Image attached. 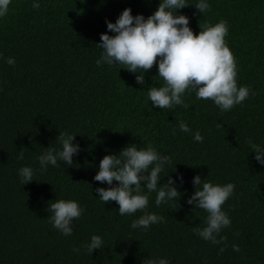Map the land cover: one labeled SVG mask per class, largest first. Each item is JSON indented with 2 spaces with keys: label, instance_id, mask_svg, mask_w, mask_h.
<instances>
[{
  "label": "trees",
  "instance_id": "trees-1",
  "mask_svg": "<svg viewBox=\"0 0 264 264\" xmlns=\"http://www.w3.org/2000/svg\"><path fill=\"white\" fill-rule=\"evenodd\" d=\"M159 2L39 0L40 7L33 8L31 0H10L0 17V264H141L149 255L166 257L169 264H264V165L247 144L251 138L264 145V0H209L204 14L194 5L180 10L194 34L206 23L227 21L225 42L235 59L237 85L250 87L249 96L227 111L187 90V107L161 109L147 98L150 85L163 83L155 63L143 84L124 65L95 63L100 33L113 34L106 19L114 22L125 7L147 17ZM9 56L15 64L6 63ZM179 120L192 132H181ZM196 130L202 142L193 140ZM59 131L76 134L80 151L73 165L58 161L40 171L35 158L43 147H59ZM149 142L171 158L161 175H181L183 183L177 182L180 199L168 204L157 206L150 194L147 211L164 220L143 231L130 227L141 211L120 215L115 201L99 200L96 187L108 185L93 176L105 154ZM21 148L24 159L18 160ZM23 165L36 169L34 180L24 185L17 175ZM197 173L214 183H234L222 205L231 224L221 230L226 236L221 244L192 230L206 215L187 204ZM56 198L75 199L84 209L71 235L49 222L47 204ZM93 233L105 246L90 254L81 244Z\"/></svg>",
  "mask_w": 264,
  "mask_h": 264
},
{
  "label": "clouds",
  "instance_id": "clouds-1",
  "mask_svg": "<svg viewBox=\"0 0 264 264\" xmlns=\"http://www.w3.org/2000/svg\"><path fill=\"white\" fill-rule=\"evenodd\" d=\"M10 0H0V17L6 15ZM194 5L199 13L204 14L210 8L209 0H160L157 8L145 17L142 13L133 15L130 7H125L115 21L106 19V27L110 30L100 33V41L96 46L101 49L95 63L99 66L106 63L110 66L124 65L135 74L138 84L145 81V73L155 63L157 75L162 79L160 86H149L147 98L153 106L171 108L175 105L187 107L183 94L194 92L196 99H211L221 111L230 110L234 105L242 103L250 94V87L237 85L236 63L229 46L225 42L228 32L227 21L220 19L215 24H204L194 34L189 25V17L181 9ZM33 8H39V0H31ZM196 15V12L193 13ZM6 63L15 64L14 57H6ZM255 95V92H251ZM181 132H192L184 120L177 122ZM217 124V127H220ZM76 134L59 131L55 138L59 147H43L36 156L39 170L46 171L48 166H59L58 161L67 166L73 165V156L80 151V144L74 143ZM193 140L203 141L199 130L192 133ZM254 159L264 165V145L247 141ZM16 158L24 159L23 148L18 150ZM171 163L168 154L159 152L150 142L143 147L129 143L118 153L109 152L100 160L93 180L106 183L108 187H96L99 200L105 204L115 201L120 215L133 214L138 210L141 215L131 220L132 229L146 231L151 224L163 222L164 217L147 211L149 196L155 193L157 206L168 204L181 197L182 192L177 182L183 183V176L161 175ZM36 169L31 165H23L17 169L22 185L34 180ZM167 176L163 183L162 177ZM194 191L187 197V204L193 210L203 209L206 215L202 225L193 226L192 230L200 238L212 244H221L226 236L220 235L223 228L231 224V218L222 208L224 202L234 191V183H214L200 174L192 177ZM48 219L53 229L62 235H71L72 222L79 218L84 209L75 199L56 198L47 204ZM101 235L93 233L82 242L81 247L92 254L94 249L104 248ZM234 251L239 252L238 244L233 243ZM74 247V252H79ZM224 251V245L219 249ZM141 264H169L166 257L149 255L141 260Z\"/></svg>",
  "mask_w": 264,
  "mask_h": 264
}]
</instances>
